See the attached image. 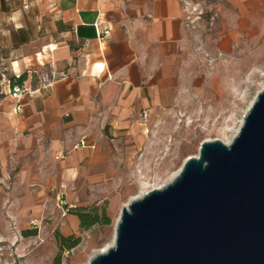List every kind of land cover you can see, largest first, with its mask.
Instances as JSON below:
<instances>
[{
    "label": "crops",
    "instance_id": "obj_1",
    "mask_svg": "<svg viewBox=\"0 0 264 264\" xmlns=\"http://www.w3.org/2000/svg\"><path fill=\"white\" fill-rule=\"evenodd\" d=\"M191 1L200 18L188 0H0V36L20 52L18 67L34 60L58 73L29 76L32 92L19 99L0 95L1 260L11 243L23 256L19 232L34 221L78 223L53 188L86 206L118 173L138 180L164 120L247 66L253 38L264 37V0Z\"/></svg>",
    "mask_w": 264,
    "mask_h": 264
},
{
    "label": "water",
    "instance_id": "obj_2",
    "mask_svg": "<svg viewBox=\"0 0 264 264\" xmlns=\"http://www.w3.org/2000/svg\"><path fill=\"white\" fill-rule=\"evenodd\" d=\"M90 264H264V89L230 143L204 141L171 183L124 207Z\"/></svg>",
    "mask_w": 264,
    "mask_h": 264
},
{
    "label": "rangeland",
    "instance_id": "obj_3",
    "mask_svg": "<svg viewBox=\"0 0 264 264\" xmlns=\"http://www.w3.org/2000/svg\"><path fill=\"white\" fill-rule=\"evenodd\" d=\"M212 26L205 22L202 28L204 34L211 31L208 28ZM251 49L252 58L247 66H242L234 75L229 76V87L224 86L223 76H217L213 91L207 94L204 101L189 102L187 110L174 111L171 117L164 120L169 128L157 134L153 163L146 173L138 170V180H123V172L118 173L117 181L111 182L112 187L106 196L86 205L105 207L111 217L110 224H95L90 229L83 230L79 221L77 224H52V219H47L46 224H40L38 228L29 225L26 229H21L19 234L25 236V230H37V233L25 236L28 240L23 256L17 255L16 244L11 243L9 262L0 258V264H14V260L18 264H53L59 252L56 231L81 237L79 245L63 252V264H90L95 256L111 248L115 244L117 223L124 207L149 191L171 183L187 159L199 155L204 141L221 139L230 143L237 135L249 108L264 89V37H254ZM18 57L20 52L14 53L6 38L1 35L0 95L9 90L10 78L14 75L26 73L33 82H37L44 73L49 72L51 77L58 75L51 72L47 63L37 65L34 60L25 68L21 65L18 67L13 63ZM1 252L0 248V257Z\"/></svg>",
    "mask_w": 264,
    "mask_h": 264
},
{
    "label": "trees",
    "instance_id": "obj_4",
    "mask_svg": "<svg viewBox=\"0 0 264 264\" xmlns=\"http://www.w3.org/2000/svg\"><path fill=\"white\" fill-rule=\"evenodd\" d=\"M15 40V39H14ZM26 38H20L19 42L24 43ZM27 74L22 73L19 76L14 75L10 78V86L13 87L16 84H23L27 79ZM69 212L76 215L79 220V226L83 230L90 229L95 224H110L111 217L108 215L105 207L99 208L98 206H75L69 209ZM37 230H25L23 234L25 236L34 235ZM55 238L58 243L59 252L53 260V264H63L62 254L65 250H70L81 242L80 236L72 234L64 235L59 231L55 232Z\"/></svg>",
    "mask_w": 264,
    "mask_h": 264
},
{
    "label": "built area",
    "instance_id": "obj_5",
    "mask_svg": "<svg viewBox=\"0 0 264 264\" xmlns=\"http://www.w3.org/2000/svg\"><path fill=\"white\" fill-rule=\"evenodd\" d=\"M188 5H191L192 9L191 12L193 14H196L195 18H200L201 14L203 13V11L198 7L197 3H194L191 0H188ZM51 49H53L51 47ZM20 74H17V76H19ZM32 92V89H30V87L26 86L25 83L23 84H16L13 87L10 86L9 84V93L16 99H19V97L23 94V93H30ZM16 111H21L22 107L20 104H18L16 106ZM80 145H87V142L85 140H82L80 143ZM78 145V144H77ZM63 157V156H61ZM52 191L55 193V199L57 201V204L60 208H62L64 210V215L69 212V209L72 207H75L73 205H70L65 197V194L63 192L62 189L60 188H53ZM33 227H38V224L36 221L33 222ZM18 255V254H17ZM14 264H18L17 260H14Z\"/></svg>",
    "mask_w": 264,
    "mask_h": 264
},
{
    "label": "bare ground",
    "instance_id": "obj_6",
    "mask_svg": "<svg viewBox=\"0 0 264 264\" xmlns=\"http://www.w3.org/2000/svg\"><path fill=\"white\" fill-rule=\"evenodd\" d=\"M52 48L55 49V46H53ZM15 65H16V66L19 65L17 61L15 62Z\"/></svg>",
    "mask_w": 264,
    "mask_h": 264
}]
</instances>
